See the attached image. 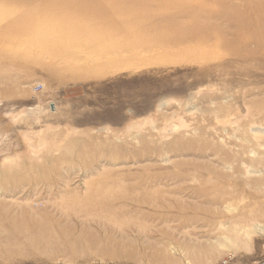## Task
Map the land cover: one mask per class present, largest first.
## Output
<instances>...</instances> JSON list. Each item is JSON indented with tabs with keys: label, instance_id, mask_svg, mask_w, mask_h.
<instances>
[{
	"label": "rangeland",
	"instance_id": "1",
	"mask_svg": "<svg viewBox=\"0 0 264 264\" xmlns=\"http://www.w3.org/2000/svg\"><path fill=\"white\" fill-rule=\"evenodd\" d=\"M17 1L0 0V195L17 186L0 196V234H13L0 264H264V230L216 243L264 228V0H163V16L118 17L109 2L70 16L84 0ZM223 18L256 24L239 45L192 37ZM178 20L180 43L145 32ZM130 28L126 43L168 51L105 74Z\"/></svg>",
	"mask_w": 264,
	"mask_h": 264
},
{
	"label": "bare ground",
	"instance_id": "2",
	"mask_svg": "<svg viewBox=\"0 0 264 264\" xmlns=\"http://www.w3.org/2000/svg\"><path fill=\"white\" fill-rule=\"evenodd\" d=\"M17 2H20L22 4H25L24 1H22V0H18ZM72 2H74V1H70V0H54V5L56 7H61L62 5L68 7L67 4L72 3ZM86 2H88V0H84V2H81V3L75 2L76 9L73 10V13H71L70 16H74V15H91V14H94V13H96V14L99 15L100 10H102L100 8V5L101 4H108L107 2H109V3L112 4V5H109L108 4L110 6V9H108V10L113 11L111 13V17L112 16L113 17H118V16H121V15H124L125 16V14L137 13V12H139V10H142V9H144L146 7L149 8V10L147 11V14L153 15V16L154 15H156V16H163V14H166V12L164 10V7H166V6H173V4H170V3L166 2V1H163V0H154V1H151V0H143V3L142 4H139V5H141L139 7V9L137 8L138 0H96V3H94V5H88V4H86ZM26 4L30 8H32V7H37L39 5H45V1L44 0H31V1L26 2ZM126 6H127V8H126ZM174 8L178 9V11H177L176 14L179 17H181V16L184 15L185 11L182 9V7H177L174 4ZM124 11H128V12H124ZM197 11L198 10H195L194 11L191 8L188 10L187 13H189V15H192L194 13L193 15L196 16V17H194L192 20L186 21V23L193 22L195 20V18H197V15H199V14H196L195 13ZM180 12H184V13H180ZM212 13H213V11L210 12L208 10L207 11L206 10H203V11L200 12V16L206 18L205 22L207 23V20H209L210 18H212L211 17ZM218 13H219V11H216V15L215 16H217ZM182 18H186V17L183 16ZM222 21H223V25H225V26H229L230 25L229 28H226L224 26L222 28L213 27V26L205 25L204 23H202V24L199 25V27L197 29H195L192 32V37H195V38H203V40L206 39L204 41L205 42H208V43H210V41L216 39V41L220 45L221 44H223V45H226V44H228V45H239V43H241V41H243V40H245L247 38H239L238 40L235 39L236 35H238L237 32L238 31H243V30L245 32L246 31H250L251 28L254 26V24H256L255 22L252 21L249 24H247L246 27H243V26L236 25V24L233 25L232 23L227 22L226 20H224V18L222 19ZM259 22H261V20ZM25 26L26 25L23 24V25L20 26V29L18 28V29L14 30V31H10V32H7V33L4 32L3 36H5L6 38H8L9 35H11L13 33H17L20 30L25 29ZM180 26L185 27L186 24H183L181 21L178 20L175 23V27H172V28H159L158 29L157 27L152 26L150 28V31H145V30L144 31L145 32H150V33H152V32L153 33H160V34H164V35H168L169 33H172V34H175V35H177L179 37V36H181L180 33L183 34L182 32H180V28H179ZM124 32L125 33L123 34L122 39L119 41V44H120L119 47L121 48L120 54L116 55V57L113 58L112 60H108V61H110V62H108L109 64L108 65H105L104 68H103V70H104L103 72L106 71L105 74L108 73V72H112L113 67H115V65L116 66H119L120 65V68H122L123 65H125V66L126 65H136V66L140 65L143 62L138 63V59H140V58H142L144 56L143 53H142V50L147 51L148 49H156V48H159L160 50L161 49H164V51H168L166 48H164V46L165 47H170V46H167L166 45V44H168L166 41L165 42H162L164 44L163 45L162 43L160 44V42L158 43L157 42L158 40L157 41H154V42H151V43H148L150 41H145V40L144 41H138V42L134 43V44H137V45H133L132 43H129V42L126 43L125 42L126 37L127 38L130 37V34L132 32H134V30L130 28V29H127ZM187 33L189 35L191 34L190 31H187ZM247 37L249 38V41L248 42H251V41L256 40L257 35H254V36L249 35ZM186 38L189 39L188 36H186V35L183 34V37L178 42L180 43L184 39L187 40ZM168 39L170 41H172L169 37H168ZM7 41L10 42V43H12V41L10 39H7ZM172 43H174V42H172ZM86 65L88 66L89 64L87 63ZM110 65H112V66H110ZM90 66L92 67V65H90ZM85 68H87V67H85ZM165 102H166V100H165ZM164 105H165V103H164ZM135 128H136V126L134 127V129ZM9 160H11V159H9ZM13 165L11 164V166H13ZM11 166H10V168H11ZM8 169H9V167H8ZM7 187L8 188L5 190V192L7 191V195H9V196H6L4 192L0 196H2L4 198H7V197L12 196L11 194L12 193L14 194V192L17 191L16 190V187H17L16 185H11V186H7ZM4 222L7 223L9 221H7V218H6V219H4ZM255 229L256 230L257 229L264 230V228L262 227L261 224H255L254 223L250 227L249 226H241V225L239 226V225H235L231 229V233H232L231 236L223 235L220 239H222L224 242L220 243V241H217L216 243L219 246H222V247H227V246L236 247V246L239 245V237L241 235L246 236V232H247V234H250V233H253V230H255ZM12 237H13V234L12 233H10V235L0 234V239H13ZM31 238L32 237H31V234H30L29 236L26 237V241L28 242V240L31 239ZM14 239H15V236H14Z\"/></svg>",
	"mask_w": 264,
	"mask_h": 264
}]
</instances>
